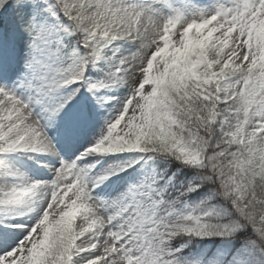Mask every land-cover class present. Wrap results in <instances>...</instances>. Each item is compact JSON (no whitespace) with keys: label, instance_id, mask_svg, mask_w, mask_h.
Listing matches in <instances>:
<instances>
[{"label":"snow or ice","instance_id":"6c2138e0","mask_svg":"<svg viewBox=\"0 0 264 264\" xmlns=\"http://www.w3.org/2000/svg\"><path fill=\"white\" fill-rule=\"evenodd\" d=\"M0 264H264V0H0Z\"/></svg>","mask_w":264,"mask_h":264},{"label":"rangeland","instance_id":"374dc122","mask_svg":"<svg viewBox=\"0 0 264 264\" xmlns=\"http://www.w3.org/2000/svg\"><path fill=\"white\" fill-rule=\"evenodd\" d=\"M101 127H103V122L101 121ZM99 130V129H96ZM96 135L98 136L99 133L96 132ZM58 147H60L58 145ZM39 160V162H37ZM19 166L23 168L30 176L34 178H41L49 176L47 169L44 167V164L47 163V160L40 159L39 156H37V159L34 160H28L26 157H21L18 160ZM20 219H23L22 217H18Z\"/></svg>","mask_w":264,"mask_h":264}]
</instances>
